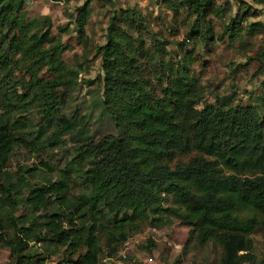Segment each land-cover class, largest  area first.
<instances>
[{"label": "trees", "instance_id": "trees-1", "mask_svg": "<svg viewBox=\"0 0 264 264\" xmlns=\"http://www.w3.org/2000/svg\"><path fill=\"white\" fill-rule=\"evenodd\" d=\"M49 1L69 6L80 0ZM164 4L191 19L188 35L197 44L234 42L252 28L242 27L244 11L217 35L214 21L223 19V10L215 0ZM127 13L112 17L106 44L96 48L100 118L116 131L96 138L79 121L83 115H58L79 85L81 68L62 59L69 49L62 40L68 27L58 26L55 36L49 18H26L24 0H0V94L5 89L7 100L0 123V245L10 253L6 264H47L54 255L61 257L58 264H102L118 255L140 222L159 215L181 220L200 246L214 242L221 249L220 264L253 260L250 236L259 221L238 213L258 214L264 229V97L260 112L234 106L231 98L200 108L189 61L172 66L166 60L168 42L156 36L155 51L149 52L142 36L148 25L140 13ZM91 15L84 5L73 18L80 42L87 39ZM15 59L19 64L12 68ZM254 60L264 63V49ZM43 69L53 78L38 79ZM15 70L29 81L22 95L14 90L8 96L18 83ZM32 102L46 124H56L55 139L70 136L78 144L77 157L86 162L82 194L72 191L69 172L44 184L6 172L23 143L7 116L23 113ZM169 198L175 207H166ZM20 209L24 212L17 215Z\"/></svg>", "mask_w": 264, "mask_h": 264}, {"label": "rangeland", "instance_id": "rangeland-1", "mask_svg": "<svg viewBox=\"0 0 264 264\" xmlns=\"http://www.w3.org/2000/svg\"><path fill=\"white\" fill-rule=\"evenodd\" d=\"M24 2L26 18H49L53 25V35H58V26L68 27L62 40L69 49L62 59L73 68H81L78 72L79 85L58 110V115L67 119H71L75 113L83 115L85 119L79 117V121L85 123L96 138L116 134L107 119L102 116L100 118L99 98L102 89L97 78L101 74V57L96 48L106 44L112 17H121L127 11L129 17L140 13L144 23L148 25L142 31V36L149 52L155 51L153 38L156 36L160 42H168L165 49L166 60L172 66L178 67V64L180 66L184 61H189L187 70L190 83L196 91L200 108L223 98H231L234 106L241 103L261 111L260 98L264 97V73H261V68L264 63L255 61L254 58L264 49V0H215V4L223 10V19L214 21L217 35L223 32L231 20L237 21L244 11L248 17L241 22L242 27L251 25L252 28L249 27L234 42L225 39L214 44H197L191 40L188 35L191 19L183 12L174 15L165 6L164 0H80L69 6L49 0ZM84 5L92 10V15L86 26L87 39L80 42L78 31L72 22ZM12 63V68H15L19 59ZM53 76L43 69L38 72L37 78L45 82ZM15 77L18 83L14 89L7 90L8 96L13 95L14 90L22 95V85L29 81V75L24 71L15 70ZM6 103L5 89H1L2 124L5 123ZM7 122L10 128L16 125L18 137L23 140L22 145L13 152L7 173L14 179L24 176L31 184H44L46 180L54 181L59 175L69 172V177H66L72 191L75 195L83 193L81 171L85 169L86 162L77 157L78 144L70 136L55 139L54 133L58 129L56 124L45 123L36 102H32L23 113L7 116ZM165 205L175 207L171 198L166 200ZM23 212L20 209L17 215ZM238 215L241 218L255 216L259 221L250 236L253 241V260L246 264H264V229L260 225V216L250 211H240ZM193 238L190 228L184 226L181 220L159 215L153 220L140 222L135 233L122 245L118 255L112 260H103L102 264H220L221 249L214 242L200 246ZM9 254L0 245V264L10 261ZM60 259V255H54L47 264H58Z\"/></svg>", "mask_w": 264, "mask_h": 264}]
</instances>
